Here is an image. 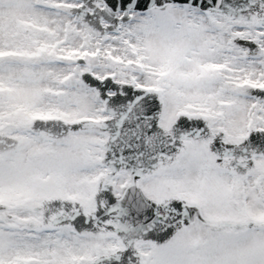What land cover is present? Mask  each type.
Listing matches in <instances>:
<instances>
[{"label":"rangeland","instance_id":"1","mask_svg":"<svg viewBox=\"0 0 264 264\" xmlns=\"http://www.w3.org/2000/svg\"><path fill=\"white\" fill-rule=\"evenodd\" d=\"M77 3L0 0V57H14L0 64V132L19 142L15 150L0 152V264L17 261L23 251L19 245L26 240L59 252L88 250L95 244L83 262L118 248V240L108 234L80 233L69 226L36 228L40 204L49 197L69 198L91 210L97 182L105 173L102 131L90 128L51 140L32 134L28 127L35 118L106 117L96 92L81 80L83 71L153 90L162 103L163 127L178 114L202 117L228 143L242 140L252 128H264V100L250 96L254 87L219 101L215 93L224 87H218V76L207 70L228 65L247 72L244 68L260 69L264 25L170 4L163 11L130 12V20L117 33L100 36L69 12ZM223 19L231 23L224 34L232 36L231 45L245 56L238 63L222 54L215 42ZM251 26L261 30L252 31ZM241 39L250 40L255 51L241 45ZM42 49L52 63L55 55L61 67L53 81L63 87L53 99L45 92L47 78L25 70L26 61L39 60L35 53ZM78 57H84L85 67L76 65ZM133 65L137 72L129 69ZM210 141L186 140L184 152L171 166L140 181L154 201L181 197L198 202L206 219L180 229L163 245L140 242V264H264V158L255 156V168L237 175L217 166L208 150ZM230 159L225 157L223 164ZM205 161L215 171L205 169ZM129 178L128 173H118L114 192ZM250 220L258 225L247 228Z\"/></svg>","mask_w":264,"mask_h":264},{"label":"water","instance_id":"2","mask_svg":"<svg viewBox=\"0 0 264 264\" xmlns=\"http://www.w3.org/2000/svg\"><path fill=\"white\" fill-rule=\"evenodd\" d=\"M91 1L82 0L83 6L79 9L83 10L91 7L93 12L86 14V17L97 24L102 18L113 19L119 10L126 13L129 9L163 8L166 3L173 0H101L104 3L101 10L95 9ZM178 1L189 2L202 9L219 8L216 5L218 0ZM244 1L233 0L234 5L232 4L230 7L241 12L242 10L237 8H241ZM248 1L256 3L263 1L261 6H264V0ZM84 78L88 79L94 87L103 86L106 89L115 91V94L106 95L104 98L106 110L112 114V117L103 126L109 137L105 143L106 154L104 160L111 168L108 177H111L120 169H128L136 177L148 175L173 161L175 156L183 149L182 138H197L203 133L206 134L205 122L188 119L175 122L168 131L162 130L157 125L160 104L155 95L135 91L129 86H123L124 93L119 94L117 86L108 79L99 81L92 79L88 74H85ZM38 126L41 127L42 131H46L54 137H61L68 131L85 127L62 123L57 124V126H54L53 123L38 124ZM4 139V136L1 135L0 143L4 145H0V149L6 150L15 147L16 143L14 141L8 138ZM229 148H227L229 153L244 156L246 164H251L250 158L253 154L257 152L264 154V133L260 131L258 134H252L244 144ZM103 188L104 190L100 191L96 200H104L105 205L103 208L100 205L97 206L92 215L85 216L76 204L70 205L60 201H50L43 208V215L47 218L49 210H52L51 222L69 220L84 228L100 231L108 229L111 232H116L125 246V251H118L110 256L98 258L92 264L131 263L134 261L133 256L126 253L134 250L133 244L138 238L155 239L160 243L168 239L181 226L193 222L191 214L194 211L197 213V219H201L199 207L185 203H166L165 206H156L149 201H145L144 205H137L138 200L142 197L140 191L136 188L135 181L118 198H113L110 194V184L108 182L103 184ZM166 208H170L169 211ZM133 210L140 211L139 213L143 218L141 215L138 218ZM161 220L163 221L161 222ZM166 227H169L170 230L168 229L161 235L158 234V231ZM141 228L144 230L138 232Z\"/></svg>","mask_w":264,"mask_h":264},{"label":"bare ground","instance_id":"3","mask_svg":"<svg viewBox=\"0 0 264 264\" xmlns=\"http://www.w3.org/2000/svg\"><path fill=\"white\" fill-rule=\"evenodd\" d=\"M227 19H223L221 21V31L218 33L217 40L215 42L222 46V49L219 50L222 54L227 56H231L234 60L240 62L245 59V56L242 52H240L237 47H234L230 43L231 35H225L223 28L225 26L230 25ZM252 31L255 29H260L257 27H250ZM261 30V29H260ZM54 37V36H52ZM224 37L223 40H220ZM264 37V36H263ZM51 38V37H50ZM137 46L136 44H134ZM218 48V45H217ZM134 51L138 55V51L134 48ZM46 49H42L39 55V60H28L26 61L25 70L27 72H33L35 75H38L40 79L47 78L45 84V92L49 93L48 97L53 99L56 97L57 92L60 88L63 87L62 84H55L53 81V77L59 71V65L51 62V57L47 53ZM260 56V55H259ZM264 56V52L262 53ZM259 58V57H257ZM14 57H4L3 55L0 57V64L12 62ZM54 59V55H53ZM61 68V67H60ZM132 71L137 72L138 69L133 65L129 68ZM247 71H241L239 66H227L226 68H211L207 69L211 72L210 75H217L218 80L215 84L219 87L223 85L224 88L219 89L215 94L217 96V100L223 99H233L234 97H238L243 94L244 91L249 89L251 86L255 84H264V63H261L260 69H254V67L250 69H246ZM232 70V73L230 72ZM133 83H138L135 80L130 79ZM204 168L210 171H215L209 161H205ZM22 247L23 251L21 256L12 264H79L80 262L87 259V255L90 250H93L95 244H90L88 250L72 248L69 251H57L50 250V247L45 243H40L38 241L26 240L24 243L19 245ZM143 243L139 244V248L142 249ZM11 264V263H9Z\"/></svg>","mask_w":264,"mask_h":264}]
</instances>
